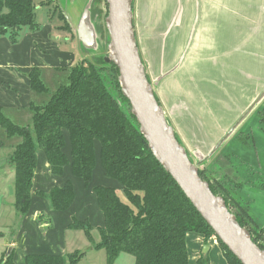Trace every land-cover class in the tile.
Segmentation results:
<instances>
[{"label": "crops", "instance_id": "1", "mask_svg": "<svg viewBox=\"0 0 264 264\" xmlns=\"http://www.w3.org/2000/svg\"><path fill=\"white\" fill-rule=\"evenodd\" d=\"M63 1L68 6L65 20L49 21L36 33L26 32L16 46L6 38L0 39V69L12 76V91L18 95L20 107L30 109L32 105L29 82L32 68H70L83 60L86 52L97 53L99 47L101 50L107 46V26L105 30L104 24L100 23L103 40L99 36V20L93 22L95 0H85L86 7L81 13L75 6L77 0ZM156 1L158 6H155ZM156 1L143 0L142 10L134 19L139 52L146 72L156 78V87L150 83L158 93L166 119L168 113L172 116L170 125L175 134L181 138L180 134L184 133L183 139L186 136L189 140L194 138V131L196 136L199 134L200 138L209 140L204 147L193 148L205 164L225 151L246 117L264 102V0H253V4L247 5L240 4L247 2L243 0ZM170 1L173 3L169 6ZM150 6L155 10L146 11L145 8ZM166 11L172 13L169 20L162 17ZM133 12L135 17L134 8ZM245 13H251V16L243 15ZM150 23L153 29L146 35ZM140 35L152 45L151 50L147 47L150 62L144 57ZM80 39L86 45L93 43L95 48L84 46ZM150 63L151 67L147 69ZM182 124L193 127L182 130ZM65 137L64 152L71 162L68 134ZM95 153L96 167L89 187L73 176L71 165L65 168L62 176H54L45 154L38 153L29 213L21 216L17 232L11 234L12 239H5L4 233L0 238L4 252L12 248L14 264H26L28 255L65 256L78 251L77 243H90L84 231L69 230V226L78 221L89 224L93 231L104 228L105 217L94 188H114L117 193L122 192L126 200L122 185L105 175L99 142L95 143ZM12 171L11 178L15 183V171ZM68 182L73 184L75 201L66 212H57L42 195L63 188ZM14 200L15 197L9 208L15 211ZM0 206V212L4 211L3 204ZM4 217L2 212L1 227H4L1 222L9 221L10 217L15 219L10 214L8 220ZM204 242L201 235L188 236L190 264H197L201 252L208 254L209 264H227L216 241H210L206 247Z\"/></svg>", "mask_w": 264, "mask_h": 264}, {"label": "trees", "instance_id": "2", "mask_svg": "<svg viewBox=\"0 0 264 264\" xmlns=\"http://www.w3.org/2000/svg\"><path fill=\"white\" fill-rule=\"evenodd\" d=\"M36 9L34 0H0V39L6 38L16 46L26 32H39ZM59 19L65 20L62 14ZM69 70V86L54 92L44 107L31 105L32 128L15 125L4 117L0 107V128L8 138L21 139L8 159L15 169V211L21 216L29 213L39 152L45 154L54 176H62L71 165L73 176L89 187L96 167L95 143L99 142L105 175L122 185L126 202L114 188H94L105 217L104 228L98 230L100 243L94 250L105 252L106 264H116L122 254L133 257L134 264H190L188 236L214 235V232L151 152L122 93L117 67L107 64L104 58H84ZM41 75L40 68L31 69L32 92H46ZM258 123L264 130V120L259 119ZM65 134L70 140L71 162L64 152ZM250 134L253 135L252 128L249 138ZM226 153L222 159L227 157L225 160L231 163L226 174L220 177L222 169L218 164L214 167L215 180L200 170L199 175L209 183L214 195L224 199L239 224L250 231L253 242L264 250V227L257 226L248 203L238 196L247 182L237 185L234 176L239 173L230 161L233 154ZM42 196L53 210L66 212L75 201V190L68 182ZM234 207L237 212L232 211ZM250 225L257 227V236ZM69 230L84 231L93 243L89 224L74 221ZM256 237H263V241ZM219 244L227 264H241L220 241ZM84 255L78 252L68 257L28 255L26 264H78ZM0 264H14L13 251L8 258L4 254ZM197 264H209L208 254L201 252Z\"/></svg>", "mask_w": 264, "mask_h": 264}, {"label": "rangeland", "instance_id": "3", "mask_svg": "<svg viewBox=\"0 0 264 264\" xmlns=\"http://www.w3.org/2000/svg\"><path fill=\"white\" fill-rule=\"evenodd\" d=\"M35 5L37 7L36 9V21L38 24H40L41 27H43L46 23L53 22L58 23L59 22V16L62 14L63 16L66 15V1L63 0H34ZM154 1V0H149ZM156 1V0H155ZM159 1V0H158ZM247 2H240V4H253V0H243ZM71 3V0H69ZM142 3L143 0H134L133 2V8L135 11V17L136 15H139L142 10ZM173 3L170 1L168 4ZM159 3L156 1V5L158 6ZM79 12H83L86 7L85 0H77V3L75 5ZM251 6V5H250ZM103 9V10H102ZM154 8L146 7L145 10H152ZM70 11V9H68ZM155 10V9H154ZM134 13V12H133ZM108 15V5L106 0H95V4L92 9V17L93 22H95L94 19L99 20V22L104 24V28L106 30V18ZM245 16L250 15L251 13H245L243 14ZM172 16V13L166 11L163 13L162 17L165 20H169ZM138 17V16H137ZM166 22V21H165ZM58 25V24H57ZM160 27V26H159ZM161 28V27H160ZM151 29H153V24L150 23L149 30L145 31L146 35H150ZM162 29V28H161ZM140 32V30H138ZM144 34V32H142ZM145 36V35H144ZM139 42H142L141 47L143 48L144 57L146 60L150 62V55H147V47L149 50H151L152 45L150 43V40H146L145 37H142ZM145 38V39H144ZM149 41V43H147ZM110 43V35L107 33V42L106 45L101 48L99 47V50L97 53L92 52H86V59L93 60L94 58H106L109 55L108 46ZM182 47V46H181ZM103 49V50H102ZM96 52V51H95ZM82 56V55H81ZM82 61V60H81ZM78 64V63H77ZM147 64H149L147 62ZM75 66V65H74ZM73 67V66H72ZM70 67V68H72ZM150 66L147 67V69H150ZM41 69L42 75L41 80L42 83L46 89V92L43 94L35 93L31 91L30 94V103L34 105L35 107H44L47 105L50 101V98L54 92H56L60 87H67L69 86V75H70V68H66L63 70H58L54 68H43L39 67ZM148 71V70H147ZM149 75V72H146ZM147 75V76H148ZM149 78L151 83L154 87V82L156 81V78L149 75ZM12 76L3 71V69H0V107L2 108V113L5 118L9 119L12 123L19 127L24 128H32L33 125V112L29 108H23L18 106V95L14 91H12ZM159 92V91H158ZM158 93H156L155 89V96L159 101V98L157 96ZM25 96H23L20 101H23ZM159 104L161 105L160 101ZM247 119L243 121L242 126L240 127L239 131L236 133L235 137H233L232 142L231 140L227 143V148L225 151H221L217 154V156L213 157L212 159L208 160L205 164L201 165L199 167V170L204 172L206 175H210L209 177L212 180H215L217 176H215L216 169L214 167L219 166L221 167L222 171L220 172V177L224 174H226L225 170L229 167L227 159L222 157L226 156V151L232 152L233 155H230V161L232 162L234 171H238V175L235 174L234 180L236 181L237 185L238 183L245 185L243 191H241L238 196H242L245 203H248L250 213L252 214V217L257 224L258 227H264V130H261L259 127V119L264 120V102L261 103L259 106H257L250 114ZM167 121H169V124L172 125V116L170 113H168ZM187 127H186V126ZM189 127H193L187 124H182V130H186ZM264 127V126H263ZM252 128L253 135L250 134L251 138H249V130ZM189 131V130H187ZM186 132V131H185ZM183 133V131H181ZM191 134V132L189 131ZM193 139H183L184 133L180 134L181 138L176 133L177 140L179 143L184 147H188V150H186L187 155L189 156L190 160L194 164H198L200 161V155L197 152L196 147H204L206 141L205 137L199 136V134L196 136V133L193 131ZM183 135V136H182ZM21 139L20 138H8L6 133L0 128V203L3 204V214L4 218L8 220L9 214L14 216V220L5 221L4 223L1 222V225H4V227L0 226V233H4L5 239L9 240L12 239V233H16L18 225L20 223L21 215L16 213L14 209L9 208L11 207L13 197H14V178L12 180V173L15 169L12 166L11 162L8 161L10 156L14 153V150L18 144H20ZM224 156V157H225ZM221 163V164H220ZM219 177V176H218ZM244 178V179H243ZM239 180V181H237ZM118 195L121 197L123 201L124 197L121 194L118 193ZM1 208V206H0ZM234 212H237V208L234 207ZM0 212V214L2 213ZM254 225H250L251 230L253 233L257 236L258 229ZM256 229V230H255ZM91 235L93 238V243H88L87 245H83L80 243H77L78 245V252L84 253V257L82 258L80 264H106V255L105 252L102 251L101 253H98L99 251L94 250V246H97L99 241V232L98 230H92ZM205 239V244L209 246L210 241H216L218 245L219 240L215 237L213 234H207L206 236H203ZM207 237V239H206ZM263 237H256L259 242H262ZM3 241H0V259L6 252H8V249L6 252H4V248L1 247ZM204 244V245H205ZM263 244V243H262ZM73 254V253H72ZM67 254L65 257H68ZM135 260L133 257L122 254L118 260L116 261V264H134ZM79 264V263H78Z\"/></svg>", "mask_w": 264, "mask_h": 264}, {"label": "water", "instance_id": "4", "mask_svg": "<svg viewBox=\"0 0 264 264\" xmlns=\"http://www.w3.org/2000/svg\"><path fill=\"white\" fill-rule=\"evenodd\" d=\"M106 2V26L110 43L109 55L104 61L117 67L122 93L129 101L131 113L151 152L212 229L215 237L241 264H264V250L253 242L250 231L239 224L224 199L214 195L209 183L200 177L199 167L204 161L194 164L190 160L186 149L177 140L174 128L166 119L165 111L148 79L136 42L134 0ZM88 13L89 10L87 15ZM80 41L84 46H95L93 43L86 45L83 39ZM12 251L10 248L5 258Z\"/></svg>", "mask_w": 264, "mask_h": 264}, {"label": "bare ground", "instance_id": "5", "mask_svg": "<svg viewBox=\"0 0 264 264\" xmlns=\"http://www.w3.org/2000/svg\"><path fill=\"white\" fill-rule=\"evenodd\" d=\"M98 28H99V36L101 37V39L103 38V40H104V35L102 32V26H101L100 22H98Z\"/></svg>", "mask_w": 264, "mask_h": 264}]
</instances>
